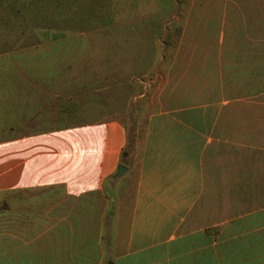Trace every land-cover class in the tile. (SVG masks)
<instances>
[{
    "label": "crops",
    "instance_id": "crops-1",
    "mask_svg": "<svg viewBox=\"0 0 264 264\" xmlns=\"http://www.w3.org/2000/svg\"><path fill=\"white\" fill-rule=\"evenodd\" d=\"M203 84L197 99L175 91L148 117L132 204L113 228L86 194L120 163L114 123L0 141V190L66 195L0 232V264H264V109H252L264 95L218 97Z\"/></svg>",
    "mask_w": 264,
    "mask_h": 264
},
{
    "label": "rangeland",
    "instance_id": "rangeland-1",
    "mask_svg": "<svg viewBox=\"0 0 264 264\" xmlns=\"http://www.w3.org/2000/svg\"><path fill=\"white\" fill-rule=\"evenodd\" d=\"M205 81L218 97L264 95V0H0V141L114 123L118 166L130 172L116 176L117 166L86 194L109 212L111 228L132 204L148 117L175 91L197 99ZM19 178L27 179L10 177ZM64 191L1 189L0 232Z\"/></svg>",
    "mask_w": 264,
    "mask_h": 264
},
{
    "label": "water",
    "instance_id": "water-1",
    "mask_svg": "<svg viewBox=\"0 0 264 264\" xmlns=\"http://www.w3.org/2000/svg\"><path fill=\"white\" fill-rule=\"evenodd\" d=\"M127 168L125 166H123L122 164H120L118 166V171L116 176H121L122 174H124V172H126Z\"/></svg>",
    "mask_w": 264,
    "mask_h": 264
},
{
    "label": "trees",
    "instance_id": "trees-1",
    "mask_svg": "<svg viewBox=\"0 0 264 264\" xmlns=\"http://www.w3.org/2000/svg\"><path fill=\"white\" fill-rule=\"evenodd\" d=\"M19 12H20V10H19V9H17V10H16V13H19Z\"/></svg>",
    "mask_w": 264,
    "mask_h": 264
}]
</instances>
